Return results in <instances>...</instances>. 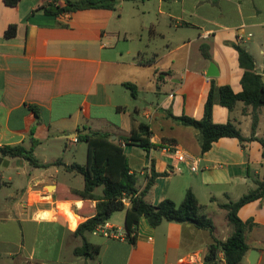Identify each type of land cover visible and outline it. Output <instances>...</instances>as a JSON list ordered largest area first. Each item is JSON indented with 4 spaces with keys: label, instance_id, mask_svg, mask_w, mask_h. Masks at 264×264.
Wrapping results in <instances>:
<instances>
[{
    "label": "crops",
    "instance_id": "obj_1",
    "mask_svg": "<svg viewBox=\"0 0 264 264\" xmlns=\"http://www.w3.org/2000/svg\"><path fill=\"white\" fill-rule=\"evenodd\" d=\"M51 3L65 5L21 0L9 7L0 0V147L29 150L34 139L35 157L55 164L37 169L22 159H5L9 166L0 167V264H76L65 251L72 248L74 256L73 246L83 243L75 232L96 201L86 202V214L85 201L72 193L84 189V178L67 167L87 162V145L73 140L93 132L116 139L141 123L150 127L152 144L162 147L148 153L123 145L131 172L139 175L138 190L145 188L154 161L156 173L168 176L156 179L146 200L179 205L191 190L215 231L176 222L152 227L143 217L134 243L87 234L101 252L84 263L206 264L214 239L226 241L233 233L221 205L237 202L263 179V147L252 141L244 149L237 139L223 138L203 154L198 130L169 114L202 119L212 82L242 92L244 70L234 44L252 55L264 79L257 57L264 56V0H122L114 11L49 17L42 8ZM125 3H132L129 12ZM11 25L17 26L16 36L6 38ZM202 46L209 47L212 60L204 58ZM211 63L216 77H207ZM126 84L136 86V98ZM251 114L252 107L241 102L232 112L217 104L213 121H232L249 138ZM256 137L264 138V107ZM96 195L102 196V188ZM64 204L79 218L75 224ZM218 211L224 213L223 231L215 221ZM125 217L126 211L116 212L107 223L126 231ZM238 217L253 221L241 264H249L252 252L264 264V197L242 207ZM207 264H226L223 252Z\"/></svg>",
    "mask_w": 264,
    "mask_h": 264
},
{
    "label": "trees",
    "instance_id": "obj_2",
    "mask_svg": "<svg viewBox=\"0 0 264 264\" xmlns=\"http://www.w3.org/2000/svg\"><path fill=\"white\" fill-rule=\"evenodd\" d=\"M21 0H4L9 7H15ZM58 2L59 0H55ZM122 0H64V6L51 3L42 8L44 14L49 17H59L65 14H72L85 10H116ZM137 1V0H123ZM17 26L11 25L5 32L6 38L16 36ZM234 49L239 55L240 67L244 70L241 80L242 92L235 93L230 86L218 87L212 82L208 97L204 107V116L198 120L189 116L174 117L169 116L176 122L187 127H193L199 132V142L202 153L209 152L214 143L223 138L237 139L242 148L252 141L259 142L263 147L264 158V138L256 137V130L259 122V109L264 107V79L256 71V65L252 55L240 45L234 44ZM208 46H202L204 58L212 60ZM131 90L134 98L137 97V88L133 84H126ZM243 103L246 107H252V131L249 138L242 135L241 130L232 122L226 124H216L213 121L214 106L219 104L227 108L230 112L234 110L238 103ZM34 113L39 115L38 108L32 107ZM112 134L107 132H93L78 135V141L87 145V162L81 166L73 164L67 169L81 174L84 178V189L74 190V196L85 201L82 211H88V201H96L95 210L88 216V219L81 223L75 235L82 238V246L74 250L78 257L92 259L101 252V247L88 242L86 235L92 234L101 225L108 222L116 212L126 211L125 229L131 243L136 240L137 230L141 218H146L152 227H158L163 222L191 223L197 229L215 231L214 223L206 215H202L203 207L198 202L196 196L189 190L183 202L176 204L172 200L166 199L158 205H153L146 200L147 194L155 185L156 179L166 177L168 174H158L155 171L154 161H152L151 173L148 177L145 188L140 192L137 188L139 175L132 173L128 158L124 152L122 143L128 146H139L150 153L151 149L160 148L152 144V131L150 127L141 123L134 127L128 136H119L111 140ZM37 142L32 139V146L28 150L21 145L0 147V156L4 159H22L37 169H48L55 164H43L34 155ZM256 189L251 190L237 202L221 205V208L228 212L227 218L233 226V233L226 241L214 239V243L209 247L208 255L205 259L207 264L216 258L219 251L223 252L226 264H241L249 247L246 244L245 232L251 228L253 221L244 223L239 217V210L253 201L264 197V176L262 180L255 181ZM102 188V196L96 195V190ZM123 197H129L131 204L126 207L122 202ZM87 210V211H85Z\"/></svg>",
    "mask_w": 264,
    "mask_h": 264
},
{
    "label": "rangeland",
    "instance_id": "obj_3",
    "mask_svg": "<svg viewBox=\"0 0 264 264\" xmlns=\"http://www.w3.org/2000/svg\"><path fill=\"white\" fill-rule=\"evenodd\" d=\"M132 3H125V9H126V11L127 12H129L130 10H131V5ZM257 57H258V64L259 65H263L264 64V56H262V55H260V54H257ZM83 146H85L86 147V144L85 143H83ZM75 151V150H74ZM1 167V170L2 171H4L5 170V168L3 167V166H0ZM14 169H13V166H11V169H10V171H13ZM12 173V172H11ZM223 212H221V211H218V212H216V224H217V226H218V228L221 230V231H223L224 230V226H225V224H226V221H225V219L223 218ZM227 221H228V219H227ZM228 223H229V221H228ZM229 225L232 227V229H233V226L229 223ZM82 244L81 243H79V244H75L73 247H79V246H81ZM70 255V257H71V259L76 263V264H85L84 263V260H87V258H85V257H78V256H76L75 254H74V251H73V254H74V256L72 255V248H66V251H65V255L67 256V255Z\"/></svg>",
    "mask_w": 264,
    "mask_h": 264
},
{
    "label": "built area",
    "instance_id": "obj_4",
    "mask_svg": "<svg viewBox=\"0 0 264 264\" xmlns=\"http://www.w3.org/2000/svg\"><path fill=\"white\" fill-rule=\"evenodd\" d=\"M74 143L78 142V139H74L73 140ZM125 145L124 143L122 144V146ZM180 161L184 160V156L181 155L179 157ZM1 178V176H0ZM122 202L124 203V205L126 207H129L131 204V200L129 197H123ZM95 234H100L101 236H103L104 238L107 239H115V240H129L127 232L118 228H113L111 226H109V224L106 222L105 224L99 226L95 231Z\"/></svg>",
    "mask_w": 264,
    "mask_h": 264
},
{
    "label": "water",
    "instance_id": "obj_5",
    "mask_svg": "<svg viewBox=\"0 0 264 264\" xmlns=\"http://www.w3.org/2000/svg\"><path fill=\"white\" fill-rule=\"evenodd\" d=\"M218 69L216 66L211 63L208 69L207 77H216L218 75ZM258 74H261L260 71H257ZM111 140H115L114 136H111ZM0 166L3 167H8L9 162L5 160L3 157L0 156ZM258 261V253L257 252H252L250 257H249V264H257Z\"/></svg>",
    "mask_w": 264,
    "mask_h": 264
},
{
    "label": "bare ground",
    "instance_id": "obj_6",
    "mask_svg": "<svg viewBox=\"0 0 264 264\" xmlns=\"http://www.w3.org/2000/svg\"><path fill=\"white\" fill-rule=\"evenodd\" d=\"M63 210H64V212H67V214L69 215L73 224H75L79 220V218L76 215H74L73 213H71L69 211V205L68 204L63 205Z\"/></svg>",
    "mask_w": 264,
    "mask_h": 264
}]
</instances>
